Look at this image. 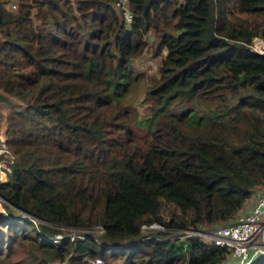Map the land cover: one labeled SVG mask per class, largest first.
Returning <instances> with one entry per match:
<instances>
[{"label":"trees","instance_id":"trees-1","mask_svg":"<svg viewBox=\"0 0 264 264\" xmlns=\"http://www.w3.org/2000/svg\"><path fill=\"white\" fill-rule=\"evenodd\" d=\"M7 2L0 88L23 105L6 117L1 260L223 264L225 247L140 225L226 223L264 183V54L248 45L264 0H128L129 22L114 0ZM148 50L165 54L141 88ZM87 226L104 232L49 240Z\"/></svg>","mask_w":264,"mask_h":264},{"label":"built area","instance_id":"built-area-1","mask_svg":"<svg viewBox=\"0 0 264 264\" xmlns=\"http://www.w3.org/2000/svg\"><path fill=\"white\" fill-rule=\"evenodd\" d=\"M114 2L121 10L125 20L129 22L132 19V13L128 7V0H114ZM248 45L253 50L264 54V39L261 37H254ZM2 151L8 153L7 148L2 149ZM9 160L10 158L5 159V161L0 158V181L3 179L2 176H7L11 170ZM253 196L254 203L249 210L247 212L238 211L235 217L226 223L208 224L200 228H182L170 227L153 221L140 225L142 237L160 238L164 236L169 239H176L198 235L209 242L227 248L229 250L227 264H249L255 258L264 255V192L258 190ZM2 201L0 198V209L3 210ZM93 232L103 233L104 228L102 226L66 227L65 231L55 233L49 240L58 242L63 237H69L70 241L76 243ZM162 232L163 235L159 234ZM85 264H105V262L102 257L95 256L86 258Z\"/></svg>","mask_w":264,"mask_h":264},{"label":"rangeland","instance_id":"rangeland-1","mask_svg":"<svg viewBox=\"0 0 264 264\" xmlns=\"http://www.w3.org/2000/svg\"><path fill=\"white\" fill-rule=\"evenodd\" d=\"M6 1H8L7 2L8 9H13V10L17 9V0H6ZM147 41L149 44H152L154 42L153 33L152 34L149 33V37H147ZM164 54H165V51L161 52V54L158 56H154L153 53L151 52V50H148V51H145L142 55L138 56L135 59L134 66L136 67L137 70L143 71V76H142V79L140 80V87L141 88H143L145 85H148L149 82L151 81V79L153 78V76L157 75V72H156L157 63L159 62L160 57ZM8 95H9L12 103L9 106L3 107L4 123L2 124V126H3L4 131L6 128V117H7L8 113L11 110H14L15 107L19 104V100L17 97L12 96L10 94H8ZM140 100H141V98H139L138 101L136 102V106L138 108L139 113L141 115H144L145 114V105L142 104ZM18 108H20V106ZM2 149H4V148L0 149V158L5 161V159L10 158V154L2 151ZM2 178H3L2 180L6 179V177L4 178V176H2ZM257 190L264 192V183L261 184L260 186H256V188L253 190L254 191L253 195L256 193ZM0 210H2V209H0ZM239 212H242V211H239ZM28 217L33 218V216H28ZM205 227H208V226H205ZM25 255H26L25 253H23V255H22L20 252L16 251L9 258H7L5 261L1 260V258H2V256H1L0 257V263L4 264L5 262L9 261L10 264H24V262L26 261ZM140 258H142V257H140ZM123 260H124V257L122 256V257H119L118 259L112 260L111 263H106V262L105 263L106 264H124ZM225 262H228V257L223 262V264ZM52 264H64V263L63 262L58 263V262L54 261ZM133 264H135V263H133Z\"/></svg>","mask_w":264,"mask_h":264},{"label":"water","instance_id":"water-1","mask_svg":"<svg viewBox=\"0 0 264 264\" xmlns=\"http://www.w3.org/2000/svg\"><path fill=\"white\" fill-rule=\"evenodd\" d=\"M3 40L4 39H3L2 35L0 34V46L3 42ZM8 94L9 93H7L6 91H4L3 89L0 88V149L5 147V135H4L5 131L3 130V126H2V124L4 123L3 107L9 106L12 103ZM22 105H23V103L21 102V100H19V104L15 107V109H17L19 106L21 107Z\"/></svg>","mask_w":264,"mask_h":264},{"label":"crops","instance_id":"crops-1","mask_svg":"<svg viewBox=\"0 0 264 264\" xmlns=\"http://www.w3.org/2000/svg\"><path fill=\"white\" fill-rule=\"evenodd\" d=\"M253 203H254V196L252 194L246 201H244V203L240 207L239 211L247 212L249 210V208L251 207V205H253Z\"/></svg>","mask_w":264,"mask_h":264},{"label":"clouds","instance_id":"clouds-1","mask_svg":"<svg viewBox=\"0 0 264 264\" xmlns=\"http://www.w3.org/2000/svg\"><path fill=\"white\" fill-rule=\"evenodd\" d=\"M5 146H6V145H5ZM4 148H6V147H4ZM5 177H6V176H5ZM5 177H4V178H5ZM29 219H30V218H29ZM34 219L36 220V218H35V217H33V219H31V220L35 222V220H34ZM36 222H37V221H36ZM36 222H35V223H36Z\"/></svg>","mask_w":264,"mask_h":264}]
</instances>
